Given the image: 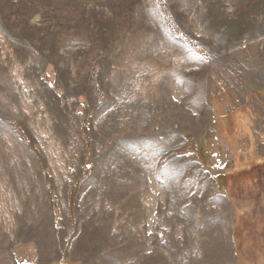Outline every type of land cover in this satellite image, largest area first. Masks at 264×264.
<instances>
[{
  "label": "rangeland",
  "instance_id": "obj_1",
  "mask_svg": "<svg viewBox=\"0 0 264 264\" xmlns=\"http://www.w3.org/2000/svg\"><path fill=\"white\" fill-rule=\"evenodd\" d=\"M0 264H264V0H0Z\"/></svg>",
  "mask_w": 264,
  "mask_h": 264
},
{
  "label": "trees",
  "instance_id": "obj_2",
  "mask_svg": "<svg viewBox=\"0 0 264 264\" xmlns=\"http://www.w3.org/2000/svg\"><path fill=\"white\" fill-rule=\"evenodd\" d=\"M97 84V83H96ZM97 88H98V86H96ZM192 148V147H191ZM197 150H198V147H197ZM196 156H199L198 155V153H196ZM223 172V171H222ZM222 174H224V172L222 173ZM223 186V185H222ZM248 212H250L249 210H250V208H248V209H246ZM234 233H235V235L237 234V230H236V228H235V230H234ZM235 238V241H237V246H239V248H240V245H242L243 244V242L242 241H240L239 240V237L238 236H235L234 237Z\"/></svg>",
  "mask_w": 264,
  "mask_h": 264
}]
</instances>
